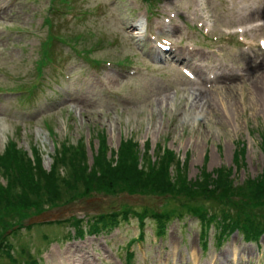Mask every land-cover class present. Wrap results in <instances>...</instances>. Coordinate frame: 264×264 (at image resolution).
I'll return each instance as SVG.
<instances>
[{"label": "rangeland", "instance_id": "obj_1", "mask_svg": "<svg viewBox=\"0 0 264 264\" xmlns=\"http://www.w3.org/2000/svg\"><path fill=\"white\" fill-rule=\"evenodd\" d=\"M95 1L87 0L89 6H93ZM103 1L107 3L108 0ZM141 3L139 0H116V3L106 10L105 21L102 20L98 27L111 28L113 34H110L109 39L115 35L120 36L122 44L112 52H104V58L121 60L122 55L129 53L130 50L135 53L129 40L130 36L125 33L127 30L125 27L127 26L134 34L132 31L134 7L142 8ZM45 5L49 6V0H19L14 9L0 19V67L11 71L14 76H20L24 68L32 67L33 57H36L39 52L36 43L40 36L36 38L34 35H27L24 31L40 30L42 8ZM128 13L132 14L131 19L125 17ZM111 14H114V18L111 17ZM124 18L127 19V22H122ZM68 27L71 32L78 30L73 24ZM8 28L24 31L13 34L6 33ZM106 33H108L107 30ZM42 34L39 31V35ZM84 43L80 42L81 45ZM124 49L126 50L123 51ZM256 59V57H252L250 63L253 64ZM141 60L143 59L140 57L136 59V62L141 63ZM261 71L264 72V69ZM153 80L156 79H149L146 75L143 76V73H139V76L134 78L123 80V82L111 80L112 86L116 89L125 90L126 103L116 107L109 105L103 107L101 104L86 100L78 101V104L70 105L67 112L56 114L47 121L48 126L53 129L52 132L48 130L46 123L25 127L11 116L2 118L0 115V154L2 155L5 148L14 140L21 152V157H24L26 161L28 158L31 159L32 146H36L37 149L34 150L38 151L41 157V161L40 158L38 161L44 170L49 171L56 155L57 143L75 145L82 138L86 147L84 153L87 164L93 165V157L99 145V138L95 135L96 132L103 131L107 148L112 150H116L122 137H132L139 144L141 152L144 145L148 144L149 153L152 155L155 154L159 146L164 144L166 149L172 150L177 154L176 156L180 157L179 163L186 167L185 172L188 177L194 178L199 174L200 168L209 172L221 166L232 168L235 153L233 141L242 138L246 144V152L242 156L245 162H242L243 167L240 170L233 169L234 180L242 182L246 178L256 177L262 172L263 156L259 148L253 146L255 143L248 131L250 127L251 129H264V109L256 111L251 102V95H255L249 89L251 81L246 82L245 88L242 92L240 90V93L223 89L211 91V95H205L206 99L195 100L200 105L198 110H194L193 99L189 102L186 100L189 92L185 90L175 94L169 91L168 87H164L163 83ZM214 98L216 101H220L214 109L215 113L211 112L209 105ZM261 101L264 108V98ZM243 111L246 112L242 116ZM256 130L259 132L258 129ZM254 136L259 141L257 132ZM71 157L76 160L74 156ZM119 164L120 169L110 173H115V176L121 174H123L121 176H127L130 170L125 162H119ZM2 173L4 174V172ZM2 173L0 179L4 181ZM111 176L106 174L104 177ZM118 193L119 196L106 199L104 202L109 201L107 203L93 205L95 202L93 199L89 202L83 201L74 204L70 211L65 209L53 211V214L50 213L48 218L51 220L65 217L70 215V212L72 214L75 212L78 217H82L83 211L81 210L83 208L91 209L88 213L92 214L97 210L102 211L110 208L106 204L111 202H114L111 203L112 205L146 203L158 206V208L176 204L175 201H172L173 199L163 196L142 198L138 192L131 193L120 190ZM97 197L100 196L95 198ZM57 228L58 230L46 226L40 230H30V232L27 230L30 234L27 232L21 234L24 236L23 242L29 248V254L36 257L37 261L44 259L43 264H93L94 253L100 260L98 264H125L127 254L125 246L131 238H135L138 234L133 222L130 225H124L123 228L112 232L113 234L111 233L107 237L103 235L95 238L84 236L81 240L73 239L64 242L60 241V238L67 236L71 228ZM50 230L57 235V240L51 241L49 244L43 243L41 234L48 233ZM153 230L146 227L144 240L132 246L130 251L134 252L133 264H144L141 261L144 257L141 251L146 254L147 264H188L191 260L197 264H207L215 248L213 232L209 231L205 238L207 249L202 254L199 242V224L192 219L173 220L167 226L166 235L162 238L156 237ZM240 239V235L233 236V242H231L238 261L242 257L254 254V250L243 246ZM260 243L264 246V238H261ZM102 251L106 257L103 256ZM222 253H226L225 249L220 251L221 256ZM0 264H9V262L5 258L0 260Z\"/></svg>", "mask_w": 264, "mask_h": 264}, {"label": "trees", "instance_id": "obj_2", "mask_svg": "<svg viewBox=\"0 0 264 264\" xmlns=\"http://www.w3.org/2000/svg\"><path fill=\"white\" fill-rule=\"evenodd\" d=\"M79 150L83 151L81 146H62L50 171H45L39 164L32 165L28 157L25 161L20 151L7 152L0 159V174L4 172V182L0 181V230L11 222L37 216L68 199L83 201L80 199L82 193L84 198L91 191L115 197L120 190L138 192L142 198L163 196L173 199L176 204L161 207V211L146 203L110 204V208L89 221L91 230L118 225L130 216L153 219L162 227L175 209L190 212L191 207L200 212L202 222L214 220L224 229L233 226L255 231L264 229V168L256 178H247L242 183H236L231 171L226 169L216 170L213 174L203 172L195 180H188L181 169L170 175V159L163 160V157L151 162L145 156L137 166L138 151L131 143L118 153H111L110 157L100 150L93 157L92 166L87 164L85 153L83 155ZM262 150L264 152V146ZM10 156L13 157L11 162ZM119 162H125L130 170L127 176L110 173L120 169ZM106 174L112 176L106 178ZM179 214L183 215V212ZM260 214L263 215L258 216Z\"/></svg>", "mask_w": 264, "mask_h": 264}, {"label": "bare ground", "instance_id": "obj_3", "mask_svg": "<svg viewBox=\"0 0 264 264\" xmlns=\"http://www.w3.org/2000/svg\"><path fill=\"white\" fill-rule=\"evenodd\" d=\"M249 87L251 89L250 91H252L255 94L254 96L251 95L250 98L253 106L255 107V110L263 111L264 108L261 99L264 98V74L260 75L253 82H251ZM195 100H199V99L194 97V99L192 100V107L194 108V110H198L199 104ZM218 101H216V99L214 98L212 103H209L211 112L215 113L214 109L217 106Z\"/></svg>", "mask_w": 264, "mask_h": 264}]
</instances>
